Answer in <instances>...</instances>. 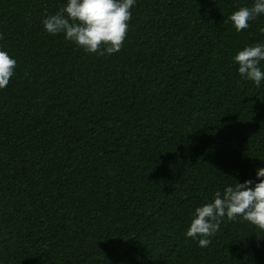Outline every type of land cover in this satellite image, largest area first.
Listing matches in <instances>:
<instances>
[{
	"label": "trees",
	"instance_id": "16d2710c",
	"mask_svg": "<svg viewBox=\"0 0 264 264\" xmlns=\"http://www.w3.org/2000/svg\"><path fill=\"white\" fill-rule=\"evenodd\" d=\"M67 0H0V264H264V231L194 210L264 168V81L234 56L264 43L254 0H136L121 51L88 54L42 20ZM264 68V62L261 65Z\"/></svg>",
	"mask_w": 264,
	"mask_h": 264
},
{
	"label": "clouds",
	"instance_id": "9594fccd",
	"mask_svg": "<svg viewBox=\"0 0 264 264\" xmlns=\"http://www.w3.org/2000/svg\"><path fill=\"white\" fill-rule=\"evenodd\" d=\"M136 0H67L54 14L42 20L49 35L63 34L88 54L104 56L121 51L127 39L132 19V7ZM264 14V0H254L250 6H241L228 21L237 32L250 27V22ZM264 32V29L261 30ZM0 34V39H3ZM238 73L243 80L260 87L264 81V43L246 46L234 56ZM17 61L7 51L0 50V90L6 88L15 74ZM259 182L234 181L222 191L214 193L211 202L194 210L186 237L198 240V246L207 247L227 219L238 218L264 231V168L256 171Z\"/></svg>",
	"mask_w": 264,
	"mask_h": 264
}]
</instances>
